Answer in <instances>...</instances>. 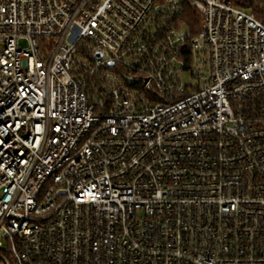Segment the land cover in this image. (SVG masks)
<instances>
[{
  "label": "built area",
  "instance_id": "1",
  "mask_svg": "<svg viewBox=\"0 0 264 264\" xmlns=\"http://www.w3.org/2000/svg\"><path fill=\"white\" fill-rule=\"evenodd\" d=\"M0 264H264V24L0 0Z\"/></svg>",
  "mask_w": 264,
  "mask_h": 264
},
{
  "label": "trees",
  "instance_id": "2",
  "mask_svg": "<svg viewBox=\"0 0 264 264\" xmlns=\"http://www.w3.org/2000/svg\"><path fill=\"white\" fill-rule=\"evenodd\" d=\"M230 2L253 13L264 24V0H230ZM174 24L183 27L191 36L196 34L201 25V16L197 7L188 3L183 4L180 12L174 17Z\"/></svg>",
  "mask_w": 264,
  "mask_h": 264
},
{
  "label": "rangeland",
  "instance_id": "3",
  "mask_svg": "<svg viewBox=\"0 0 264 264\" xmlns=\"http://www.w3.org/2000/svg\"><path fill=\"white\" fill-rule=\"evenodd\" d=\"M180 77L183 85H195L198 82V78L193 77L189 70L183 71Z\"/></svg>",
  "mask_w": 264,
  "mask_h": 264
},
{
  "label": "water",
  "instance_id": "4",
  "mask_svg": "<svg viewBox=\"0 0 264 264\" xmlns=\"http://www.w3.org/2000/svg\"><path fill=\"white\" fill-rule=\"evenodd\" d=\"M98 55H99V56L101 55V52H100V51L98 52ZM112 64H113V63H111V65H112Z\"/></svg>",
  "mask_w": 264,
  "mask_h": 264
}]
</instances>
